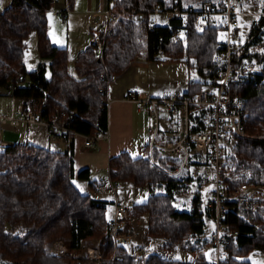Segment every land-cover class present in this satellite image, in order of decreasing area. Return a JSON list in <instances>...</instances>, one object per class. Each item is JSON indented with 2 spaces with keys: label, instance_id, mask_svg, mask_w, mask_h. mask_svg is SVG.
Returning a JSON list of instances; mask_svg holds the SVG:
<instances>
[{
  "label": "trees",
  "instance_id": "16d2710c",
  "mask_svg": "<svg viewBox=\"0 0 264 264\" xmlns=\"http://www.w3.org/2000/svg\"><path fill=\"white\" fill-rule=\"evenodd\" d=\"M72 1L68 0L69 8ZM51 7L50 0H12L0 12V88L16 83L14 95L41 108L44 118L60 109L74 110L76 116L71 127L81 134L106 133L109 79L124 72L140 56L141 37L145 38L142 57L146 61H181L198 70L199 80H188L185 95L199 92L203 81L217 68L212 56L220 50L221 28L210 22L203 30H197L193 10L201 6L183 7L181 0H115L110 7L107 3V7L119 19L107 24L101 59H96L93 47L88 44L77 53L72 75L67 69L66 48L53 45L47 34V13ZM155 7L160 12L174 7L192 11L184 25L170 19L168 25L152 26L149 15ZM134 13L145 15L142 23L126 19ZM249 25L238 59L240 62L254 59L263 72L253 81L233 87L242 100L245 116L244 135L234 138L229 177L224 181L229 190L243 182L264 185V51L252 52L260 24L252 21ZM31 33L36 35L39 57L49 60L48 75L41 63L33 70L24 65L26 39ZM21 73L32 81L30 86L16 82ZM144 152H149L147 144ZM158 153L153 150L156 165L145 156L132 158L127 152L110 157L107 166L110 183L163 187V193H151L144 202L129 204L130 216H146L145 234L163 239V250L197 247L194 261L214 264L207 261L199 248L204 216L212 217L211 211L201 207L197 193L189 211L174 206L181 180L167 172H174L177 164H169ZM76 177L87 180L88 169L79 170ZM73 179L71 143L64 152L27 143L0 146V264H186L153 253L135 257L124 245L115 247L106 218L113 201L81 193ZM229 206L224 222L238 234L225 248L227 260L219 264H251L245 258L251 251L264 253V209L258 214L257 226H252L239 219L240 211L235 204ZM56 240H63L68 247L63 257L49 255L48 248ZM90 240L99 242L100 260L70 256Z\"/></svg>",
  "mask_w": 264,
  "mask_h": 264
},
{
  "label": "built area",
  "instance_id": "2783aa9c",
  "mask_svg": "<svg viewBox=\"0 0 264 264\" xmlns=\"http://www.w3.org/2000/svg\"><path fill=\"white\" fill-rule=\"evenodd\" d=\"M50 1L52 15L65 23L70 12L68 0ZM114 1L107 0L108 6H112ZM247 1L255 11L251 13L241 11L242 5ZM109 7L94 14L96 23L88 43L93 47L97 60L102 57L103 36L108 32V22L119 19V16ZM191 11L174 7V9L160 12L159 8L155 7L149 15V19L152 26L168 25L170 19L179 20L184 25ZM193 11L197 30H203L210 22L221 28L220 50L212 56V61L217 65L214 74L203 81L199 92L191 96L165 90L160 91L156 96H148L138 91H128L124 99L132 103L138 110L145 111L150 117L147 140L149 152L145 157L152 164L156 165L153 159V150L155 149L168 157L179 155V153L184 155V161L174 172H170L171 175L178 174L181 171V166H186L185 162L189 154L206 161V165L200 170H191V176L198 177L197 173H201L202 181L209 182L212 188L211 197L206 203L213 220V229L208 235V241L214 255L213 263L219 264L220 261L227 260L225 248L238 234L236 230L229 229L228 224L224 222L230 210L229 204H235L240 211L239 219L252 226H257L258 214L264 209V185L243 182L233 190H229L224 182L229 177L228 155L229 152L232 154L234 138L244 135L243 119L245 114L242 100L233 92V87L251 82L255 76L263 72V67L254 60L240 62L238 59L250 28V25H240V17L252 16L251 22L260 24L259 34L254 37L253 47L264 48V0H258L257 3L254 0L206 1L199 9ZM159 16L163 17L161 23L158 22ZM144 18L143 13H134L126 17L127 20L135 24L142 23ZM115 79L116 75H112L109 80L111 82ZM16 82H21L26 87L32 83L22 73L18 75ZM15 89L16 83L0 88V96H6L10 104L8 111L0 112V146L11 144L3 139L4 131L16 130L25 126H42L48 141L52 143L81 137L83 145L90 147L96 141L106 137V133L96 132L94 135H85L74 130L71 127L76 116L74 110L60 109L49 118H44L41 108L17 98L14 95ZM109 102L110 100L107 99V107ZM162 117L178 121L180 125L178 136L173 142L168 141L164 145L157 143ZM164 171L166 172V170ZM117 188V183H110L111 191L116 192ZM129 219V205L115 202L107 225V231L115 247L126 246L131 241L130 233L126 230ZM48 252L51 256L63 257L68 253V247L61 242H53L49 246ZM131 254L139 257L144 252L142 249H136ZM70 256L82 258V255L75 252ZM85 258L100 260L101 254L98 250L89 249Z\"/></svg>",
  "mask_w": 264,
  "mask_h": 264
},
{
  "label": "rangeland",
  "instance_id": "374dc122",
  "mask_svg": "<svg viewBox=\"0 0 264 264\" xmlns=\"http://www.w3.org/2000/svg\"><path fill=\"white\" fill-rule=\"evenodd\" d=\"M3 1V0H0ZM177 0H174V2ZM205 1H212L215 0H181L183 7H189L192 9L199 8ZM256 3L258 0H254ZM75 2V3H74ZM4 3H1L0 10L2 9ZM74 11L83 10L85 9L87 2L86 0H73ZM244 12H253V7L250 5V2L247 1L244 5H242V10ZM70 18L74 21L71 23ZM69 18L68 25L63 23L60 18L52 15L51 10L47 13V34L50 39V42L53 45L58 47L66 48L67 50V69L69 73L74 75V68H73V59L74 56L79 52L82 48V44L88 39V33L85 29V16L81 14L74 13L71 14ZM252 16H241L240 17V25L242 26H249ZM158 22H162V17H158ZM67 25V26H66ZM68 27V29H67ZM221 32V31H220ZM219 32V33H220ZM222 34V33H221ZM221 38V37H220ZM36 35L35 33H31L28 38L26 39V50L24 54V62L27 66V69H35L39 65V63L44 65V69L46 73H48V63L49 60L41 59L38 55L37 48H36ZM140 58L143 56L145 51V38H140ZM264 51V48H257L253 47L252 52L255 51ZM143 58V57H142ZM254 60V59H253ZM48 71V72H47ZM48 75V74H46ZM139 75L142 76L140 79L145 84L151 86H144L141 82L138 81ZM198 70L195 67L188 68L184 62L181 61H161L153 65L148 71L138 72L135 75L132 73H128L124 79L119 82L130 83L133 82L135 87H139L143 91L146 90L149 94H157L161 90L166 91H175L173 86L175 84L180 85L189 80H199ZM110 87V85H109ZM147 87V89H145ZM177 89V88H176ZM109 91V89H108ZM108 99V94H107ZM10 107L8 98L6 96H0V112L8 111ZM175 126L169 127V131L171 134L165 140H157L159 142H164V144L168 141L173 142V140L178 136L180 133V125L178 121ZM174 123V121H173ZM42 127L40 126H30L27 130L28 132L42 135ZM26 131L23 127L18 128L17 130H6L3 134V139L7 142L12 143H20L23 140V133ZM166 141V142H165ZM159 144V143H158ZM161 144V145H164ZM157 152V150L155 149ZM158 154L164 156L168 159L169 164H177V168L180 167V164L184 161V155L179 153L176 156L168 157L166 154L159 152ZM145 154L144 156H146ZM189 154L188 158L185 162V167L181 166V171L174 176H178L177 178L180 179V190L174 195L173 204L178 210L182 211H189L191 206V200L194 195L197 193L200 195L201 198V207L206 210V203L209 201L211 197V185L209 182H203L201 178V173H197L198 177L191 176V170H200L204 165H206V161L203 159L195 158L194 155ZM158 155L156 156V161ZM231 157L232 154L229 152L228 161L231 164ZM163 162V161H162ZM170 174V172H168ZM106 181V170H103L100 173ZM100 191L106 192V194L102 195L103 198H109L115 202L122 203V204H134V203H142L146 200L147 196L151 193H163V187H143L137 188L130 183H119L116 192L111 191L110 184L108 183V188L105 190L104 188H99ZM105 190V191H104ZM113 204L109 206L108 212L106 214L107 220L111 215V211L113 208ZM205 226H204V234L202 239L199 243V248L205 254V257L209 263H211L214 259V255L212 253V247L208 241V235L213 229V220L211 216H204ZM145 227H146V216H142L139 218L130 216L129 223L127 224V232L130 233L131 241L126 244L124 248H126L127 252L133 253L136 249H142L144 255L146 254H157L164 258L169 259H176L185 262L186 264H197L194 261L196 256V250L186 249V248H176L172 251H166L162 249L163 239L156 238V237H148L145 234ZM54 242H61L65 245L63 240H56ZM98 241L97 240H90L84 242V246L78 251L75 252L76 254L82 255V258L86 260H90L85 258L87 257V253L89 249L98 250ZM53 244V243H52ZM74 253V252H72ZM85 254V256H83ZM98 261V259H95ZM91 260V261H95Z\"/></svg>",
  "mask_w": 264,
  "mask_h": 264
},
{
  "label": "crops",
  "instance_id": "0c3cea01",
  "mask_svg": "<svg viewBox=\"0 0 264 264\" xmlns=\"http://www.w3.org/2000/svg\"><path fill=\"white\" fill-rule=\"evenodd\" d=\"M11 1L12 0L0 1V6L1 3H4L0 12L4 8L8 7ZM86 2L87 5L85 9L74 11V5L72 1L70 12L68 13L65 22V24L68 25L67 22H69L70 15H73L74 13L81 14L86 17L84 22L86 24L85 29L88 33V39L82 44L81 50H83L89 44V37L96 23V17L94 16V14L107 7V0H86ZM70 20L71 23L74 22L71 18ZM218 36L219 39H221V32L218 34ZM76 55L74 56L73 61L75 60ZM156 63L158 62H149L142 57H137L130 63V65L124 72L117 75L116 79L110 82L108 91V99L110 100V102L107 107L106 137L96 141L94 145L85 147L83 145V140L81 137H73L70 140L66 141L59 140L55 143L49 142L46 137L45 130L42 126L40 127H42L41 130L43 132V136L36 134L35 132H28L29 130L27 129L30 126L23 127L24 129H26V131L23 133V140H21L20 143H27L60 152L66 151L68 149L69 143H71L74 174L73 183L76 188L83 194L90 195L94 198L111 201V199L109 198L102 197L103 193L105 195L106 192H102L99 190V188L101 187L107 190L108 183L110 184L107 167L109 158L118 155L120 152H127L132 158L144 157V147L147 144L149 136V115L145 111L138 110L132 103L126 101L124 99V96L128 91H138L148 96H156L159 94H149L146 92V90L143 91L142 89H139V87H135L133 82H130L128 84L119 81L124 79L126 75H128V73H132L133 75H135L136 73L143 72L144 70L148 71ZM24 65L27 68L25 62ZM29 70H33V68ZM141 78L142 76L139 75L138 81L143 84V87L151 86V84L147 85L143 81H141ZM188 80L180 85L175 84L173 86L175 91L170 92L185 93L187 90ZM145 89H147V87H145ZM175 124H177L176 121H174L173 123V120L162 117L160 121L157 140L167 139V137H169V135L171 134V131H169V127L175 126ZM157 143L164 144V142L159 141H157ZM83 168H87L89 171V178L87 180L78 179L76 177L78 171ZM103 170H106V178L108 179V182L103 176L100 175ZM245 258L251 264H264V253L257 250L251 251Z\"/></svg>",
  "mask_w": 264,
  "mask_h": 264
}]
</instances>
